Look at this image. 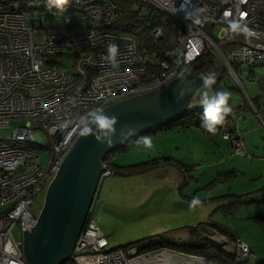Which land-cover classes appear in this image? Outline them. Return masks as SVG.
<instances>
[{
  "label": "built area",
  "instance_id": "obj_1",
  "mask_svg": "<svg viewBox=\"0 0 264 264\" xmlns=\"http://www.w3.org/2000/svg\"><path fill=\"white\" fill-rule=\"evenodd\" d=\"M145 1L177 21L175 40L161 59L143 55L134 37L109 30L122 16L112 0H71L64 14L72 18L58 25L34 14V5H48L47 0H0V130L8 129L11 121L26 122L11 138L0 137V208H7L0 214V264H27L23 239L16 241L12 231L18 228L23 235L36 226L38 217L31 211L36 198L56 177L91 110L168 85L210 50L237 83L232 64L264 66V0H191L206 17L201 24L174 11L182 0ZM22 3L20 10H10ZM233 20H242L255 35L231 33L228 26ZM160 36L157 32L153 39ZM109 42L120 47L116 65L107 58ZM65 61L70 62L67 69ZM148 64L153 71H148ZM259 94L260 113L249 102L258 118L264 114V82ZM36 130L46 132L51 140L46 169L34 150L43 140ZM220 132L238 155L248 156L240 132H228L224 125ZM110 175L106 170L102 177ZM96 222L89 211L64 264H184L179 259L207 264L201 258H180L164 251L139 255L131 249L126 258L122 251L108 250ZM204 238L223 253L243 260L254 256L237 238L216 232L204 233Z\"/></svg>",
  "mask_w": 264,
  "mask_h": 264
},
{
  "label": "rangeland",
  "instance_id": "obj_2",
  "mask_svg": "<svg viewBox=\"0 0 264 264\" xmlns=\"http://www.w3.org/2000/svg\"><path fill=\"white\" fill-rule=\"evenodd\" d=\"M23 5L17 4L10 10L18 11ZM34 7L36 17L51 19L53 25L72 18L71 14L59 13L47 4ZM64 63L65 69L70 67L69 61ZM222 65V78L215 85L216 90L231 93L233 112L230 116L234 118L248 156L238 155L221 134L211 136L197 129L180 127L150 133L151 149L135 143L112 154L111 164L120 169L122 175H110L99 181L90 208L98 229L108 241V250L122 251L129 258V251L134 249L138 253L148 244L149 238L153 242L204 247L207 245L204 235L203 239L194 231L200 229L203 222H212L232 230L254 254L245 260L237 256L232 264L264 262V122L247 105V98H255L264 82V66H234L237 83ZM144 80L141 77V81ZM200 93L201 90L196 98L198 102ZM238 106L241 110L233 115L238 112ZM25 124L24 121H11L8 129L0 130V137L11 138ZM224 126L228 132L237 131L227 123ZM34 132L43 139L34 150L42 168L46 169L51 140L44 131ZM149 161H155V169L148 175L128 174L130 167ZM160 170L168 174L161 176L154 172ZM46 191L36 198V206L31 210L37 217ZM193 200L200 203L190 207ZM222 205L226 208L222 209ZM6 210L0 208V214ZM12 235L16 241L23 239L18 228L13 229ZM164 253L180 258L188 256L167 250Z\"/></svg>",
  "mask_w": 264,
  "mask_h": 264
},
{
  "label": "water",
  "instance_id": "obj_3",
  "mask_svg": "<svg viewBox=\"0 0 264 264\" xmlns=\"http://www.w3.org/2000/svg\"><path fill=\"white\" fill-rule=\"evenodd\" d=\"M217 64L214 87L222 78V62L212 50ZM189 85L177 78L165 87L110 106L104 111L118 117L114 146L98 144L92 136H81L57 170L46 191L38 222L31 232H23V252L27 264H64L70 257L91 207L99 181L107 168L106 155L145 133L163 128L194 111H203L198 99L202 81L186 73ZM187 91L177 103L180 89ZM188 89H190L188 91ZM123 129H135L136 135L120 143Z\"/></svg>",
  "mask_w": 264,
  "mask_h": 264
},
{
  "label": "trees",
  "instance_id": "obj_4",
  "mask_svg": "<svg viewBox=\"0 0 264 264\" xmlns=\"http://www.w3.org/2000/svg\"><path fill=\"white\" fill-rule=\"evenodd\" d=\"M115 5H117L122 12L120 20L110 27V31L118 33L121 35H128L134 37L139 45L143 55L151 56L155 59H161L163 51L174 42L177 30V21L171 16L161 12L154 6L147 3L145 0H112ZM157 32L161 33L159 40H154L153 35ZM235 65L232 64V69ZM148 71H153L150 64L147 65ZM234 70V69H233ZM191 74L200 78L201 74H207L209 72H214L216 77L218 75L217 65L214 57L209 53H205L194 65L188 70ZM218 84V83H217ZM261 86V85H260ZM214 90L217 87H213ZM260 91L255 98H249L255 111L260 113ZM248 105V103H247ZM249 107V105H248ZM250 108V107H249ZM238 112L234 113L236 115L241 110V107H236ZM203 111H194L185 114L182 118L176 122L169 124L163 128H159L154 132H148L144 135L150 133H157L158 131H172L175 127H180L182 129H197L203 133H207L204 129L200 127L201 117ZM264 122V114L261 115ZM225 123L229 126H234V118L230 115L226 118ZM221 127L219 128L217 134L219 135ZM221 134V132H220ZM136 140L131 141L129 144L112 151L110 154L106 155L104 158V164L107 169L111 171L112 175H122L120 169L116 168L111 164L110 157L115 152L123 151L136 143ZM227 142V141H226ZM229 144V142H227ZM230 145V144H229ZM155 169V161H149L144 164L130 167L128 170L129 175H143L151 170ZM233 205V204H232ZM222 209L226 206H222ZM227 213V209L223 210ZM200 229H196L194 233H200V237L207 233L208 231L216 232L224 237H229L230 240H234L235 236L233 232H230L228 228L215 223L201 224ZM204 239V238H203ZM148 244L138 251L139 255L146 253H158L160 251H170L179 254H187L188 256H194L201 258L208 263L216 264H232V260L236 258L234 255H229L223 253L215 246L211 245L207 241V245L204 247H196L190 245H179L171 242H153L152 238L147 239ZM264 264V262L259 263Z\"/></svg>",
  "mask_w": 264,
  "mask_h": 264
},
{
  "label": "clouds",
  "instance_id": "obj_5",
  "mask_svg": "<svg viewBox=\"0 0 264 264\" xmlns=\"http://www.w3.org/2000/svg\"><path fill=\"white\" fill-rule=\"evenodd\" d=\"M47 2L50 7H55L59 13H64L67 10V6L70 5L71 0H47ZM174 11L176 13L182 12L184 19L186 21L190 20L194 24H201L206 20V17H201L200 15L202 9L195 8L191 4V0H182L180 7L175 8ZM228 30L231 33L243 34L248 37L255 35V32L250 29L248 25L242 20L230 21ZM106 47L107 58L109 62L113 65H116L119 62V45L116 42H109ZM186 73L191 74L189 71H180L179 73H177V81H179L181 85H189ZM200 80L202 81L200 105L203 109L200 127L204 129L207 133L211 135H216L219 128L225 124L226 118L233 112V108L230 105L231 93L227 90L213 89L212 86L216 83V74L214 72H209L207 74L202 73L200 76ZM189 90L190 89H188V91ZM185 95H187V91L181 88L176 97L177 103L182 101ZM247 102L249 105V98H247ZM118 123L119 121L117 116H109L103 108H95L91 110L87 114V117L81 122L79 132L81 136H92L98 144L106 145L107 147H112L114 146L118 135ZM134 135H136L135 129H123L119 133V142L124 143ZM136 143L141 144L146 150L151 149L153 147V141L150 134L139 136L136 140ZM104 166L106 167L105 164ZM199 203V200H193L190 204V207Z\"/></svg>",
  "mask_w": 264,
  "mask_h": 264
},
{
  "label": "crops",
  "instance_id": "obj_6",
  "mask_svg": "<svg viewBox=\"0 0 264 264\" xmlns=\"http://www.w3.org/2000/svg\"><path fill=\"white\" fill-rule=\"evenodd\" d=\"M252 110V109H251ZM234 127H235V124H234ZM235 129H236V127H235ZM237 130V129H236ZM238 131V130H237ZM239 132V131H238ZM219 134H220V132H219ZM209 135H211V134H209ZM218 135V134H217ZM211 136H214V135H211ZM222 138V137H221ZM229 146V145H228ZM230 147V146H229ZM246 149V148H245ZM154 172H156V173H158V174H160L161 176H163V175H166V174H168L167 172H165L164 170H160V171H154ZM149 173V172H148ZM148 173H147V175H148ZM222 206H224V205H222ZM221 206V207H222ZM208 223H212V222H203L202 224H208ZM201 224V223H200ZM230 232H233L232 230H229ZM209 232V231H208ZM199 233H201V232H199ZM234 233V232H233ZM222 236V235H221ZM235 236V238H237V236L236 235H234ZM228 239H229V237H227ZM237 239H239V238H237Z\"/></svg>",
  "mask_w": 264,
  "mask_h": 264
}]
</instances>
